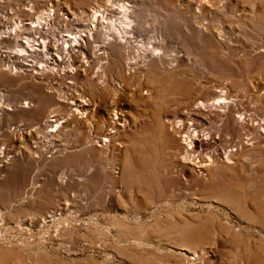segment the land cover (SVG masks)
<instances>
[{"label": "rangeland", "instance_id": "374dc122", "mask_svg": "<svg viewBox=\"0 0 264 264\" xmlns=\"http://www.w3.org/2000/svg\"><path fill=\"white\" fill-rule=\"evenodd\" d=\"M120 1L0 0V264H264V0H123L131 37L96 51Z\"/></svg>", "mask_w": 264, "mask_h": 264}, {"label": "bare ground", "instance_id": "6f19581e", "mask_svg": "<svg viewBox=\"0 0 264 264\" xmlns=\"http://www.w3.org/2000/svg\"><path fill=\"white\" fill-rule=\"evenodd\" d=\"M109 1V0H108ZM111 1V0H110ZM114 1V0H113ZM123 1V0H122ZM122 1H120V2H122ZM125 1V0H124ZM111 3V2H110ZM114 4H115V2H114ZM120 4V3H119ZM102 5V4H101ZM110 5L108 4V2L106 1V3H104L102 6H100V7H96L95 9H92L91 10V12H90V14H89V18L90 19H104L105 18V15H106V13L109 11V12H111L112 10V8L111 7H109ZM112 6V5H111ZM111 8V9H110ZM132 8V7H131ZM207 8V7H206ZM119 9H120V15H121V19L119 18V19H111V20H109V19H107L106 18V22H103V20L100 22L99 21V23H100V25H101V28L102 27H105V26H107L109 29H108V31H106V34L105 35H103V38H102V40H101V42H100V45L98 44L97 46H96V51H100V50H103V49H105V45H107L108 44V42H111L110 41V37L109 36H111L113 39H114V41H116V42H125V39H129L130 37H131V35H129L128 37H126V36H122L121 34L123 33V34H126V33H129V28H130V26H131V23H128L127 22V18H129V16H130V14H131V10H130V7L128 6V4H124L123 2L119 5ZM48 10V9H47ZM111 10V11H110ZM49 12V11H48ZM117 12V11H116ZM50 13H51V10H50ZM49 13V14H50ZM48 13H41L39 16H38V19L39 20H36V23H37V27L39 28V25L40 24H43V23H46L47 22V17H49L50 15H49ZM60 14V13H59ZM109 14V13H108ZM49 15V16H48ZM102 15H104V17H97V16H102ZM113 15V14H112ZM116 15H118V14H116ZM30 25V24H29ZM26 27V26H25ZM29 27V26H28ZM33 27V26H32ZM115 28V29H114ZM133 28V27H132ZM119 30V31H117V30ZM33 30V29H32ZM31 30V31H32ZM110 32H113L114 34H115V36L114 35H112ZM38 36V35H37ZM80 36L81 35H73V36H71V35H69V36H66V38L65 39H62V43L63 44H66V46L65 47H63L62 49H64V48H69L71 51H74V48H75V46H77V45H79V41H80ZM90 36L91 35H89L87 38L89 39L90 38ZM121 37L122 38H124V39H121ZM62 38V37H61ZM109 38V39H108ZM161 38V37H160ZM83 42V41H82ZM162 42V40H160V39H157V38H154V37H152L151 38V40H150V42H149V44H151V45H159L160 43ZM163 43V42H162ZM153 45V46H154ZM43 45H42V41L39 39V38H37V37H34L33 38V41H30V42H27L26 44H24V48H23V50H22V52H21V58L22 59H24L26 56H30L31 57V60H32V62H33V64H34V57L36 56H38L39 58H40V56H39V49H38V47H40V54L42 53V47ZM50 47V46H49ZM45 48V47H44ZM140 48L144 51V52H146V53H150L151 55H158L157 53H156V47L154 48V47H148V45L145 47L144 45L142 46V45H140ZM55 49V48H54ZM19 50V49H18ZM44 51V50H43ZM59 51V50H58ZM60 52V51H59ZM65 53V52H64ZM63 53V54H64ZM17 54V53H16ZM4 55V54H3ZM12 55V54H11ZM42 55V54H41ZM43 56V55H42ZM37 57V58H38ZM5 58V57H4ZM59 59V58H58ZM14 60V59H13ZM37 60V59H36ZM24 61V60H23ZM26 62H30V60H25ZM39 62V61H38ZM22 65V64H21ZM35 65V67L36 66H38V70H43V65H36V64H34ZM13 68H15V67H13ZM12 68V69H13ZM29 68V67H28ZM21 69V68H20ZM72 70V69H71ZM11 71V70H10ZM97 75H94L93 77H94V79H95V77H96ZM101 76V75H100ZM100 79H101V77H100ZM100 79L98 78L97 80H96V82L98 83V84H101L102 83V81H100ZM105 83V82H104ZM104 85V84H103ZM101 87V86H100ZM214 97H216L217 96V98H215L213 101H211V103H208L207 105L209 106V107H215V106H217L218 104H220V102H219V98H220V95H218V92L217 93H215L214 95H213ZM78 97V96H77ZM80 100V99H79ZM196 102V101H195ZM223 102V101H222ZM225 102V101H224ZM223 102V103H224ZM227 102V101H226ZM75 104V103H74ZM225 104V103H224ZM25 104H22V106H23V108L26 106H24ZM204 105V104H203ZM202 103H195L194 104V107H193V111L194 112H204V111H202V109H200V108H202ZM85 106H86V103H85V101H79L78 102V107H80L81 108V110L82 109H86L85 108ZM26 107H28V105L26 106ZM34 107V106H33ZM203 108H205V106L203 107ZM208 108V107H207ZM75 109V108H74ZM206 109V108H205ZM204 109V110H205ZM82 113V112H81ZM80 115V114H79ZM120 117H122L121 116V113H119V112H117V111H114L113 113H112V115L109 117L110 119H109V121H110V129L108 128L107 129V133L105 134L106 135V138L107 139H102V138H99L96 142L98 143L97 145H101V146H104V143H107L108 141H109V138H111V136L112 135H109V133L110 132H112V133H114V131L113 130H115V126H118L119 125V123L122 121L121 119H119ZM228 118H229V120H230V122L231 123H239V124H242L243 123V125H245L244 124V122H242L241 120H239L240 118L239 117H237V116H233V113L230 111V112H228ZM112 119H113V121H112ZM116 120H118V121H120V122H116ZM54 121V120H53ZM253 123V122H252ZM254 124V123H253ZM256 124V123H255ZM249 125H250V123H249ZM252 125V124H251ZM259 125V124H258ZM178 126V125H177ZM254 126V127H253ZM252 127L254 128V130H255V132L258 134V139L260 140V142L261 143H264V118H263V121H261V123H260V125H259V129L258 128H255V126L256 125H253ZM173 127H176V126H173ZM184 127V126H183ZM194 127V126H193ZM189 128V127H188ZM175 130H176V128H174ZM181 129V128H180ZM192 130V129H191ZM177 131V130H176ZM175 131V132H176ZM179 131V130H178ZM177 131V132H178ZM188 131V130H187ZM186 132V131H185ZM192 132V131H191ZM194 132V131H193ZM187 134H189V132L187 133ZM199 134H202V133H199ZM208 136V135H207ZM109 137V138H108ZM246 136H244V138H243V141H241L240 143L242 144V145H245L246 146V141L248 140L247 138H245ZM208 139V138H207ZM207 139L206 138H204V137H202V136H200V135H197L196 133H192V134H189L188 136H186V134H185V136H183V139H181V142H180V145H181V147H180V150H181V153H182V155H181V157L179 156V162H180V164L182 165V167L184 168V169H186L188 166V164H191V165H193L194 167L196 166V167H199V168H203L204 166H205V164L207 165V163H206V160H203V158H201L202 160H200V161H198V158H195V159H191L192 158V156L191 157H187V155L188 154H190L191 152H192V150H194V148H196V149H198V151L197 152H201V148L203 147V146H205L206 144H209V142L207 141ZM248 142V141H247ZM100 146V147H101ZM200 149V150H199ZM233 150H227L226 151V153H225V156H224V158H226L231 152H232ZM211 152V151H210ZM194 153V152H193ZM212 153V152H211ZM211 153H209V155L211 154ZM191 155V154H190ZM193 155V154H192ZM197 155V154H196ZM207 155H208V153H207ZM199 156V155H198ZM197 156V157H198ZM201 156V155H200ZM202 156H203V153H202ZM205 156V155H204ZM194 157V156H193ZM196 157V156H195ZM209 159H210V157H208ZM212 160H213V158H212ZM211 161V160H210ZM207 162H209V161H207ZM206 168V167H205Z\"/></svg>", "mask_w": 264, "mask_h": 264}]
</instances>
